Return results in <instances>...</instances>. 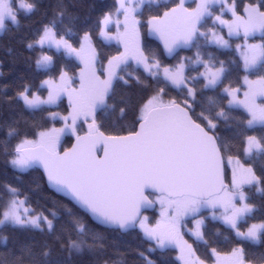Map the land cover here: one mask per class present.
<instances>
[{"label": "snow or ice", "instance_id": "6c2138e0", "mask_svg": "<svg viewBox=\"0 0 264 264\" xmlns=\"http://www.w3.org/2000/svg\"><path fill=\"white\" fill-rule=\"evenodd\" d=\"M4 32L0 264H264V0H0Z\"/></svg>", "mask_w": 264, "mask_h": 264}, {"label": "trees", "instance_id": "16d2710c", "mask_svg": "<svg viewBox=\"0 0 264 264\" xmlns=\"http://www.w3.org/2000/svg\"><path fill=\"white\" fill-rule=\"evenodd\" d=\"M33 19H38L37 17H34ZM24 22L31 23V21H22V24ZM20 32L25 31L23 26L19 30ZM22 45L17 43V38L12 35L11 32H4L0 33V61H3V67L2 70L5 73H8V70L10 68H13L14 71L12 75H18L20 72L27 71L28 69L26 68L24 64L23 57H19V62L13 65L12 61L13 59L18 57L19 52L22 49ZM9 49L11 51H9ZM25 55H27V52L25 50ZM11 79V76H0V84L7 83ZM66 106V101L65 105ZM71 144V138L70 137H65L63 146L68 147ZM3 245L0 243V248H2Z\"/></svg>", "mask_w": 264, "mask_h": 264}, {"label": "water", "instance_id": "95a60500", "mask_svg": "<svg viewBox=\"0 0 264 264\" xmlns=\"http://www.w3.org/2000/svg\"><path fill=\"white\" fill-rule=\"evenodd\" d=\"M70 146H71V144L68 147H70Z\"/></svg>", "mask_w": 264, "mask_h": 264}]
</instances>
